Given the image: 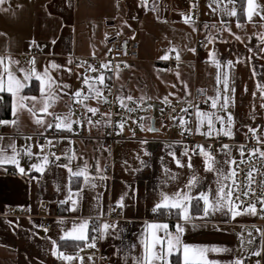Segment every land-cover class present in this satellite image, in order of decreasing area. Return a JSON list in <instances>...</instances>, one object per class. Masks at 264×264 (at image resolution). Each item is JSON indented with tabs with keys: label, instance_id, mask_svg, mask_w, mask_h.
I'll return each mask as SVG.
<instances>
[{
	"label": "crops",
	"instance_id": "crops-1",
	"mask_svg": "<svg viewBox=\"0 0 264 264\" xmlns=\"http://www.w3.org/2000/svg\"><path fill=\"white\" fill-rule=\"evenodd\" d=\"M194 7L192 0H177L172 4L164 0H5L0 5V56L19 61V66L25 68L30 67L29 62L34 58L37 72L50 68L55 62L60 67L50 69L49 74L62 86L58 90L60 99L48 110L52 114L38 113V117L43 116V125L37 124L35 119L38 117L31 116L27 110L18 112L17 126L0 125V137H3L0 147L6 150L5 155L11 156L13 152L9 145L14 144L19 166L27 173L21 175L14 164L0 165V264H81L80 259H58L52 254L54 247L65 255L83 258L82 264H100V255L107 259L105 264H135L134 258L143 252L141 241L145 235L151 241L154 233L164 234L162 230L147 228L148 224H167V231L175 235V225L178 222L184 224L178 219L177 210H172L174 222L153 221L156 213L152 209L160 201L161 193L171 196L184 189L195 174L200 182L190 194L198 196L200 192H207L212 199L218 176L216 172L205 171L204 156L190 153L180 142L183 132L180 122L164 129L154 126L157 131L148 129L152 127L151 121L173 103L192 100L196 89L205 91L208 99L215 98L220 90L217 109L211 107L209 99L208 107L199 105L195 110L197 140L208 142L224 137L228 142L229 148L223 147L215 158L217 168L227 174L244 159L240 148L249 127L261 129L260 142H264V92L260 91L264 86V0H254L251 21L247 16V0L231 3L229 0H200L197 22L191 15ZM181 8H187L188 12L184 14L191 22H185ZM233 8L237 15H228L226 10ZM237 23L242 27H237ZM209 36L213 37L211 42ZM235 36H240L241 40H236ZM121 38L138 44L139 58L124 62V67L115 72L111 82L120 101L131 102L126 99L130 95L132 101L144 106L145 124L137 131H118L113 146L106 148L102 143L105 121L94 122L93 114L87 111L88 107L102 111L104 101L102 96L97 98L89 94L84 77L89 69L88 59L107 57L112 41ZM200 38L205 41L202 51L196 46ZM32 45L37 46L38 53L29 57ZM165 55L169 59H160ZM216 60L222 66L232 60L233 66L218 69ZM171 61L173 64L170 65ZM218 72L221 80L223 72L229 73L226 111H218L224 95L223 83L217 82ZM22 75L18 73V77ZM98 77H90L89 82L96 83L102 93L107 79L101 85L97 82ZM30 84L31 87L25 88L22 94L39 97V82L33 79ZM77 91L81 92V97L74 96ZM0 95H3V102L8 96L10 104L9 117L0 116V120L10 121L13 119L12 97L7 92ZM85 95L89 98L75 108L77 101ZM165 96L169 100L167 104L163 102ZM70 109V120L77 125L78 131L72 128L69 131L63 126L57 129L55 125ZM197 110L215 112L224 117V124L212 116L215 127L209 135V117L198 118ZM146 111L151 114L150 120ZM229 113L233 117L231 137L221 131L229 127ZM57 116L61 120L56 119ZM48 123L53 127L48 128ZM52 129L68 130L72 136L49 139L41 144L40 138ZM28 137L31 139H26ZM57 147L62 150L60 156L55 153ZM202 149L206 151L205 146ZM45 156L48 157L47 164L44 163ZM177 160L184 167L178 166ZM230 160L235 163L230 165L227 163ZM189 162L191 168L187 167ZM32 164L44 170L37 172L31 168ZM85 165L86 175L90 179L96 178L92 181L95 187L91 183L86 185L83 176L69 179V168L75 172ZM100 176L105 179H99ZM172 176L176 178L172 179ZM223 183L232 185V180ZM121 197L124 206L118 207L117 201ZM73 200L77 201L76 210L70 211ZM200 203L201 210H198L197 201H191L190 212L194 217L203 214V203ZM49 208H55L58 215L49 220L50 229L41 230L40 216ZM116 208L122 209V218L107 232H102L100 247L96 243L95 247H89L83 242L77 247L72 241L60 239L74 223L82 221H88L85 231L91 238V220L105 217ZM262 216L264 213L231 219L230 214L216 212L206 220L195 219L184 224L181 241L194 246L190 251L194 264H206L207 261L232 264L247 255L253 256V264L257 260L264 264V237L256 231H264L260 227L264 225ZM250 239L254 243L249 244ZM53 241H56L55 246ZM198 247L227 251H209L201 256L195 251ZM257 250L261 251L260 256L251 254ZM171 259L176 264L177 256L173 255ZM179 259L182 261L183 257Z\"/></svg>",
	"mask_w": 264,
	"mask_h": 264
},
{
	"label": "snow or ice",
	"instance_id": "snow-or-ice-1",
	"mask_svg": "<svg viewBox=\"0 0 264 264\" xmlns=\"http://www.w3.org/2000/svg\"><path fill=\"white\" fill-rule=\"evenodd\" d=\"M5 0H0V5L4 4ZM229 2H233V0H229ZM247 5H248V10H247V16L249 21L252 19V14H253V5H254V0H247ZM6 10V9H5ZM227 14L230 16H235L237 15L235 8H233L231 11H227ZM182 16H184L185 22L189 23L191 22V18L189 16H185L184 13H181ZM264 19V17H262ZM205 27H208L205 25ZM215 27V26H213ZM237 27H242L239 23H237ZM230 31V30H229ZM209 42L212 41L213 37L209 36ZM236 40H241L240 36H235ZM33 43H35L33 41ZM55 43V41H53ZM172 51H175V49H172ZM190 51L195 52V49H190ZM251 51V49H249ZM210 56H214L213 53H209ZM5 59H7V64H5ZM160 59L162 60H167L169 59L168 55L162 56ZM177 61L180 60V56L177 53L176 55ZM216 63V66L218 69L221 67H228L231 68L233 66V61L228 60L226 62V65H221V63L216 60L214 61ZM239 62V61H238ZM71 63V61H69ZM30 67H22L19 66V61L12 60L10 57L5 58L0 56V93H5L7 92L8 94L11 95L12 97V120H0V125H11V126H17L19 122V116L18 112H21L23 110H27L29 114L33 117H38V113L40 114H49L51 115L52 113H49V108L53 106V104L60 99V96L58 95V90L62 88L60 84H58L52 76L49 74L50 69H58L60 66L56 64L55 62H52L49 67H45L42 72H37L35 69V59L31 60L29 62ZM82 66V65H79ZM127 66V65H126ZM89 69L93 72L97 71V69L92 68V66H88ZM102 68H109L108 64H103L101 65ZM119 66L117 65V68ZM18 73H23L22 76L18 77ZM179 76V73H177ZM223 80H221V73L218 72L217 75V82L218 83H223V103L219 105L218 111H226L229 103V96H228V90H229V73L228 72H223ZM35 79L36 81L39 82V92L40 96L35 97V96H27L23 95V90L25 88H30L31 84L30 82ZM104 79L105 77L103 75L98 77L97 82L101 85L104 84ZM84 84L88 85V92L89 94H94L97 98L102 96V93L98 87H96V83H90L88 77H84ZM186 86V85H185ZM66 87V86H63ZM175 87V85H173ZM235 89H232V92H234ZM261 92H264V86L260 88ZM171 95V94H170ZM75 97H81V92L77 91L74 93ZM89 96L85 95L83 96V99L80 101H77L79 103H83V100H87ZM221 98L220 90H217V96L215 98L209 97L211 100V107L213 109H217V104L218 101ZM126 99L128 101H132L133 97L132 96H127ZM144 98L141 97V100ZM0 102H3V95H0ZM30 102V103H29ZM106 102V101H105ZM164 103H169L168 97H164ZM207 102V101H206ZM39 105V107H37ZM121 107H127L126 104H124L123 99H121ZM264 107V105H262ZM87 111L95 115L98 112L97 108H92L88 107ZM128 111H134L132 108H128ZM183 111L187 112L188 109H183ZM71 109L69 110V113L66 114L63 119L61 120L60 117H55L58 120H61L60 123H57L55 127L57 129H60L62 126L69 131H71L72 128V123L73 121L70 120L71 116ZM201 116H206L209 117L208 119V124H209V132L208 134L211 135L212 129L215 127V124L213 123L211 117L215 116L216 120L220 122L221 125L224 124V117L217 115L215 112L214 113H201L199 110H197V117ZM35 122L37 124L43 125L44 119L43 116H39L38 118L35 119ZM89 123L92 121L89 120ZM99 123V121H97ZM180 123L183 124L185 121L183 118H181ZM227 123L229 125L227 130L221 129L223 132V135L231 137L232 136V129L231 125L233 124V117L231 113L228 114L227 117ZM48 128L53 127L51 123H48L46 125ZM119 127L122 129L123 124H120ZM149 131H157V129L153 127H149ZM199 130V129H197ZM248 131L252 132L254 135H256L257 140L260 141V132L261 129L259 128H251L249 127ZM219 135V133H218ZM26 139H31L30 137ZM3 140V137H0V141ZM51 143V141H49ZM9 147L12 148L13 155L7 156L5 155V149L0 147V165H3L5 163H10L14 164L17 166L19 173L21 175H26V170L23 167L19 166V161L17 160V150L14 144L9 145ZM199 147V146H198ZM225 149L229 148L228 145L223 146ZM259 151V150H257ZM240 153L241 156L244 155V148L241 146L240 148ZM28 155H31V152H27ZM200 154L204 156V162H205V171L209 172H216L218 176L217 180V188L215 190V195L214 198L210 199L209 193L207 192H200L198 196H192L191 190L195 188L199 182L200 178L193 174L192 177L188 180V182L184 185V189H179L178 191L174 192L171 196L165 193H161V199L159 202H157L154 206L152 211L154 213H163L167 212L169 215L172 214V210L175 209L176 215L179 220H182L184 224L192 223L193 220L195 219H200V220H206L208 217L211 215L215 214L216 212H224L225 215L230 214L231 219H235L237 216L241 215H251V216H260L261 213H264V198L259 199V203L262 205V207L258 210L256 207V204H249L247 207L243 208L242 210L240 209V206L235 203V201L232 199L234 196V190L232 185L225 184L223 183L224 180H232V184L235 185V180L233 177L236 175L235 169H232L230 172L225 174L221 169L216 167L217 161L215 160L214 157L210 156V154L206 153L203 151V149H200ZM230 154V153H229ZM185 155H187V151L185 152ZM260 155L264 157V152H260ZM59 159V157H57ZM190 159V158H189ZM243 162V161H241ZM44 163H48V157H44ZM177 165L180 167H184L180 163L179 160L176 161ZM227 163L234 164V160L227 161ZM67 167V166H65ZM187 167L191 168L192 165L189 162ZM31 168L35 169L37 172H42L44 169L40 166H37L36 164H32ZM70 176L69 179L71 180L72 176L76 177H81L83 176L84 178V183L90 184L92 187H95V183H92L96 178L92 177L91 179L89 178L87 173V165H85L84 168L79 169L78 171L73 172L70 168L68 169ZM175 176H172V179H175ZM248 178H249V185H248V191L244 192V196H249L250 193L254 194V192L251 189V172L248 173ZM99 179L103 180L105 177L100 176ZM238 187V186H237ZM187 189V191H185ZM236 200H239V196L235 197ZM71 199V197H69ZM123 197L120 198L119 201H117V206L118 207H123ZM196 200L197 201V209L201 210V203H203L202 207V215L194 217L191 212L190 208L192 207L191 201ZM62 203H67V201H63ZM76 205L77 201L73 200L72 201V207L69 209L70 211H75L76 210ZM226 210V211H225ZM261 218H264L262 216ZM184 224L177 223L175 225V235L172 233L168 232V225L167 224H148L146 227L147 228H153L157 230H162L163 235H158V234H153L151 241L148 240L147 235H145L144 239H142L141 243L143 245V252L139 257H135L134 261L135 264H173L172 262V256L175 255L177 256V261L176 264H194L193 259L190 257V251L193 250L194 246L188 245V244H183L181 241V235L184 233L185 228ZM196 225L193 224V227ZM88 227V221H82L79 224H73V227L70 231H65L64 235L60 237L61 240L64 241H72L73 243L76 244L77 247H80V243L83 242L84 244H87L89 247H95V237L89 238V236L86 233V229ZM111 227V225L105 223L102 225V229L104 232H107V230ZM45 231H47L45 229ZM94 231H100V229H94ZM257 232L261 233V236L264 237V231H261L260 229H256ZM251 235V233H249ZM53 245H56V241L52 242ZM249 244L254 243L253 240H248ZM82 250V249H81ZM195 251L199 253L201 256H203L205 253L212 251V252H218V251H227V249H218L215 247L208 248V247H198L195 248ZM54 256H56L58 259H62L64 261H73L75 259H80L81 264H82V259L76 256H70V255H65L64 252L60 251L58 247H54L53 253ZM254 256H260L261 251H253L251 253ZM183 257L182 261L179 259L180 257ZM91 259V257H89ZM206 264H219L218 261H207ZM232 264H243V259H236ZM256 264H260V261L257 260Z\"/></svg>",
	"mask_w": 264,
	"mask_h": 264
},
{
	"label": "built area",
	"instance_id": "built-area-1",
	"mask_svg": "<svg viewBox=\"0 0 264 264\" xmlns=\"http://www.w3.org/2000/svg\"><path fill=\"white\" fill-rule=\"evenodd\" d=\"M168 4H172L177 0H164ZM194 3V10L191 12L192 20L197 22L199 20V10L198 5L200 0H192ZM172 10V8H171ZM188 12L187 8H181L180 13ZM197 50L202 51L205 48V41L203 39H198ZM38 53L36 45L30 47L29 57L34 56ZM139 58V46L137 43L132 42L127 38L116 39L112 41L109 46V54L105 58H89L88 63L92 68L97 69L93 72L90 69L86 72V77L90 78L94 75H103L106 79V87L102 91V111L97 112L95 115H92V120L94 122L105 121L104 133L102 136L103 146L106 148H111L116 138V133L123 129H130L132 131L140 130L144 127V106L138 102L131 101L124 103L127 107H121V101L118 99L112 82L111 77L115 74L117 70H120L124 67V62L134 61ZM79 63V60H77ZM108 64L109 68H102L101 65ZM169 64H173L172 61ZM117 65L119 66L117 68ZM106 101V102H105ZM207 101V102H206ZM199 105L208 107L210 105L208 94L203 91L196 89L193 98L190 101L177 102L170 105L168 108L163 110L158 118L155 119V127L157 129H164L174 122H180L181 118L185 121L182 124L183 132L180 142L186 147V149L194 154H200V149L205 146L206 153L210 156L216 158L219 150L223 148L224 145H227L228 142L224 137H219L216 140L201 142L195 137L196 130V119H195V110ZM80 103L75 104V108H79ZM128 108L134 109V111H128ZM183 109H188L187 112ZM120 124H123V128L119 127ZM72 130L78 131L76 124H72ZM72 136L68 130H50L44 134L39 142L43 144L49 139L57 138H67ZM199 146V147H198ZM244 148V159L237 162L234 166L236 175L233 177L235 180V185L232 184L234 190V196L232 199L236 204L240 206V209L247 207L249 204H256V207H262L259 203V199L264 198V157L260 155V152H264V142L257 140L256 135L248 131L244 142L241 144ZM259 150V151H257ZM55 153L60 156L62 155V150L57 147L55 148ZM110 169V166L107 167ZM251 172V189L254 194L250 193L249 196H244L243 193L247 192L249 185L248 173ZM238 186V187H237ZM236 196H239V200H236ZM14 215H19L14 213ZM23 215V212L20 213ZM58 213L55 208H49L47 213L40 216L42 219V224L40 225L41 230H47L51 228V223L49 220L57 217ZM123 212L121 208H116L110 214L105 217L94 218L91 220V230L92 237H95V243L100 247L102 241V225L107 223L111 225L112 228L115 223H117L122 218ZM154 222H174L172 214L169 215L167 212L156 213L153 216ZM264 230V225L260 226ZM94 229H100V231H94ZM243 264H253L255 259L251 255H247L242 258ZM100 264H105L107 259L100 255L99 258Z\"/></svg>",
	"mask_w": 264,
	"mask_h": 264
},
{
	"label": "trees",
	"instance_id": "trees-1",
	"mask_svg": "<svg viewBox=\"0 0 264 264\" xmlns=\"http://www.w3.org/2000/svg\"><path fill=\"white\" fill-rule=\"evenodd\" d=\"M100 87H101V85H100ZM9 106H10L9 98H8V96H6L4 102H0V109H1L0 110V116L2 118H8L9 117V114H10V107Z\"/></svg>",
	"mask_w": 264,
	"mask_h": 264
},
{
	"label": "rangeland",
	"instance_id": "rangeland-1",
	"mask_svg": "<svg viewBox=\"0 0 264 264\" xmlns=\"http://www.w3.org/2000/svg\"><path fill=\"white\" fill-rule=\"evenodd\" d=\"M145 114H146V116L148 115V118L147 119H149L151 114L148 111H146Z\"/></svg>",
	"mask_w": 264,
	"mask_h": 264
},
{
	"label": "water",
	"instance_id": "water-1",
	"mask_svg": "<svg viewBox=\"0 0 264 264\" xmlns=\"http://www.w3.org/2000/svg\"><path fill=\"white\" fill-rule=\"evenodd\" d=\"M151 125H152V127L154 128V125H155V119H153V120L151 121Z\"/></svg>",
	"mask_w": 264,
	"mask_h": 264
}]
</instances>
